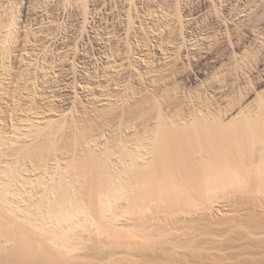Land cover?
Segmentation results:
<instances>
[{
    "label": "rangeland",
    "instance_id": "obj_1",
    "mask_svg": "<svg viewBox=\"0 0 264 264\" xmlns=\"http://www.w3.org/2000/svg\"><path fill=\"white\" fill-rule=\"evenodd\" d=\"M38 1L42 6V0ZM49 1V7L54 9L56 13H29V15L21 16L20 32L23 35L22 39H25L26 30L30 26L32 28L37 26L34 25L37 18L39 19L43 15L42 17L47 21L48 19H45L47 15L48 17L54 15L56 16L55 23H48L46 28L51 27L57 30L59 33L57 44L65 47L63 51L66 50V52H57L56 54L54 47H51L53 50L50 49L48 53L43 54L48 60H46V63L44 61L45 64L42 62V66H46L40 73H37L40 76L29 77L18 74L22 68H25V62L30 59V54L19 48L14 53L15 56L13 54L12 57L13 64L16 66L14 67L16 73L3 75V79H8H4L5 84L0 86V150H2L0 151V191L3 192L5 189L9 191L6 188L9 184L6 185L5 183L9 181L7 177L11 176L9 178L12 181L15 176V178L18 176L17 179L13 180L14 182L17 180V182L15 184L13 182V185L11 184L12 186L9 188L11 193L7 192V195H9L6 196L9 201L13 202L14 206L17 204L19 206L18 213H16L19 217L17 220L16 215L9 210L6 211L0 196V206L2 207H0L2 221L0 222L9 228L7 231L2 232L3 235H0L1 250L4 247L9 251L6 256L0 250V264H28L29 262L30 264L263 263L264 248L255 246V244L260 239H264V228H262V231L249 228V231L248 226L255 220L264 222V204H262V200H264V178L262 177V180L261 176L257 174V169H264V0ZM23 5H26L25 2ZM44 7L46 5L41 7L40 10ZM44 14H46L45 17ZM28 23H30V26L27 25ZM26 25L27 27H25ZM23 42L25 43V41ZM27 47H29V43ZM22 54L28 58L23 60ZM51 60L52 62H50ZM3 70H5V66L2 68ZM103 76L105 77L103 78ZM32 81L37 86H34ZM18 87L19 90H17ZM107 95L111 98H108ZM260 105L261 107H259ZM29 122H34L31 127L29 126L31 129L24 126L25 123ZM155 124H158V126ZM183 124L184 126H182ZM43 125H45V128ZM179 125L184 128V132H178L183 131L182 128L179 129ZM16 126L21 128L18 129ZM168 126L171 128L169 129ZM172 127L178 128L174 131L176 134L171 132ZM146 129L147 137L145 138L146 135H143V133ZM31 130L34 132L32 131V133ZM148 132L152 133V136ZM28 133L30 134L27 135ZM137 133L139 136H137ZM153 133H156V135ZM168 133L169 136L173 135L168 136L169 140L171 138V141L168 142L169 146L166 142ZM174 135L178 137H174ZM252 135L255 138L251 137ZM138 137L142 140L141 143L137 141L139 140ZM158 139H161L162 142L160 143ZM165 139L166 141H163ZM258 141H261V143ZM30 142L34 143L31 145ZM134 144H137L136 147L141 146V144L146 146L147 144L150 147L145 148L150 150L152 148L151 151H154L155 157L151 152L153 155L145 157L142 161L138 159L139 156L136 154L137 157L135 158V155L133 156L135 149H132ZM155 144L160 151L156 150L158 148ZM170 146L172 147L170 148ZM5 148L8 149L4 152ZM22 148L25 150L23 151ZM181 149L182 151H180ZM167 150L173 153L170 154ZM257 150L258 154L261 151L260 155L255 154ZM157 151L159 155H156ZM176 151L178 153L180 151L182 155ZM129 153L131 156H129ZM250 153L252 157H250ZM121 155L122 157H118ZM171 156H174L173 158L176 161L180 160L177 162L178 164L176 163L177 165L174 164L176 168L180 169V165H184L182 166L185 167L184 169H196V171L199 169L196 176L194 172L192 177L183 182L181 187V189L184 188L182 189L183 193L179 188H175L174 191H171L175 195L173 200L170 198L173 194L168 198L170 193L168 191V194L165 192L166 195L163 194L162 197L159 195L164 192L159 194L153 191L156 195L151 191L155 197H158L153 198L154 196L151 193L153 197L144 196L145 193L140 195L136 190L131 189L133 183L130 182L131 178L128 177L132 176L130 171L142 170L147 166L143 169L144 173L141 171V174L143 173L144 177L148 178L147 172H160L163 160H166V163L167 160L170 161L169 166H171V163H175ZM24 157L25 159H23ZM168 157L171 158L167 159ZM152 158L155 159V162ZM247 158L249 159L247 160ZM68 160L70 162H67ZM130 161L135 162V164ZM6 162V165L10 166L3 165ZM136 163L139 166H134V168L133 165H136ZM115 164L118 167H115ZM128 164H133L131 166L133 168L129 169L130 165ZM11 166L12 168H10ZM85 166H87V169H85ZM140 166L143 168H140ZM107 167L108 169H105ZM123 168L127 173L122 172ZM200 169H204V172L207 173L205 179L202 177L205 174H202ZM205 169H215V171H212L213 174L209 175L208 170L205 171ZM219 169H233L235 172L233 175L236 176L232 177L231 175L230 177L226 170H224V173ZM245 169H247L249 175ZM15 170L23 172L20 174ZM106 170L108 173H113L111 177H109V174L106 176L108 178L103 177L102 179V177H99ZM230 171L231 174L232 170ZM11 172L15 173L12 174ZM126 174L130 175L124 177ZM113 175L117 178L113 177L116 183L113 179H109ZM220 175L223 178L219 180ZM250 175L254 176L251 177ZM208 176H212L210 182H207ZM225 177L228 178L226 181L231 183L229 187L225 185ZM21 178L23 181L29 182H22ZM119 178L122 180H119ZM108 179L112 180L111 184H115L112 187L117 188L116 190L121 188V194L126 192L124 193L126 196L122 194L120 197V193L116 194L118 191L113 188L116 192L114 198V195H112L113 190L110 193V181L106 185ZM217 179L219 181L216 182L219 186L214 184ZM71 182L72 186L69 184ZM220 182L225 183L224 185L221 184L222 189L226 187L232 190L220 189ZM259 182H262V184ZM22 183L24 185L28 183L29 186L26 187L25 185L24 187ZM243 183L247 184L244 186ZM116 184L121 185L117 186ZM257 184L258 186H256ZM184 185L187 186L184 187ZM241 185L243 187H240ZM62 186L65 189L63 191H61ZM16 187L17 190L14 192L17 193L12 195L11 188L14 190ZM54 187L58 189L56 190ZM3 188L5 189L3 190ZM47 188L55 192L53 193ZM67 188H70L71 192ZM108 188L110 191H107ZM132 188H134L133 185ZM19 189L24 192L21 198L17 196V194H22ZM75 189L77 193H75ZM64 191L69 195L62 200L63 193L66 194ZM103 191L108 193L105 194ZM26 192L27 195H25ZM177 192L181 193L178 194ZM233 192L236 194H233ZM51 193L54 195H51ZM100 193L101 196L105 197L106 203L109 202L107 203L109 209H107L108 207L102 199L104 197L100 198ZM146 193L148 194V191ZM229 193L232 194L229 195ZM57 194L59 198L62 195L61 199L57 197ZM179 195L180 198L183 197V200L179 198ZM181 195L183 196L181 197ZM69 196L72 197L71 202L74 204L75 201H80V203L78 202L79 206L77 203L75 205V212L78 211V213L73 212L75 216L77 214L80 216L70 217L73 223L67 221L70 219L68 211L71 213L74 211V207L72 210L69 208L74 204H71L70 201L67 203V200H71ZM53 198H58L56 201L59 200L61 203L68 198L64 204L66 206L71 204L68 207L69 209L65 207V210L68 209L65 212L69 219L65 218L66 216L63 219L69 224L72 223L71 225H74L75 228L71 226V230L70 227L66 229L69 224L63 225L65 222L62 221V225L66 226L64 231H67L64 234L69 233L66 240H69L67 242H69L71 249L69 248L70 250L65 252H57L53 248L51 239L62 229L61 224L60 229L55 226L58 223L54 224V222V225L50 224V226L53 225L51 231L53 237L50 233L47 236L48 239L51 238L50 240L47 237L44 239V237L40 238L38 236L39 246L43 254H37L34 258L29 257L26 249L31 246L35 247V243L38 241V239H34L36 234L32 235L34 234V225L31 221L34 222L35 220L34 223L36 224L37 220L41 221V219H45L44 222L48 224L54 221L49 213H51L53 206L55 207L56 204L61 206V204L56 203ZM157 199L160 200L157 201ZM172 200L174 202L172 203L173 206L171 205ZM190 201L194 202L190 206L194 205L195 207H189ZM42 203L43 206L38 207L37 211V206ZM178 203H181L182 207ZM47 204L54 205L50 207ZM160 204L163 208L159 206ZM169 205L173 208L179 205L181 209H173ZM82 206L83 208H81ZM167 206L170 208L168 209ZM24 207L26 211L23 210ZM43 207L47 208L48 211L43 210ZM19 211L22 214L19 215ZM45 211L47 212L45 213ZM7 212L11 213L7 214ZM73 213L70 216H73ZM47 217L51 219V222ZM74 221L78 227L75 226ZM189 221H195L197 228L190 236H187L189 229L185 224ZM29 225L30 227H28ZM60 225L58 224V226ZM54 226L57 228V232ZM9 230H11L10 233L15 231L18 234L19 232L18 236L21 237L16 238L15 232L10 235ZM41 239H44L43 242L40 241ZM6 241H9V244ZM67 242L65 243L67 244ZM191 257L197 258V262L193 263L187 260ZM27 259L31 261H27ZM23 260L24 263L21 262Z\"/></svg>",
    "mask_w": 264,
    "mask_h": 264
},
{
    "label": "bare ground",
    "instance_id": "obj_2",
    "mask_svg": "<svg viewBox=\"0 0 264 264\" xmlns=\"http://www.w3.org/2000/svg\"><path fill=\"white\" fill-rule=\"evenodd\" d=\"M12 2V3H11ZM24 2H25V4L26 5H23L24 4ZM50 1L49 0H42V6H41V4H40V2L37 0H0V86H2L3 84H5V81H4V79H8V78H4L3 79V75H13V73L15 72L14 71V67H16L14 64H13V61L14 60H12V57H13V54L14 53H16V51L17 50H19V48H20V50H22V51H24V50H26V53L27 54H30L29 56V60H28V62H25V64H24V66H25V68L23 69L22 67V69L20 70V73H18V74H22V75H27V76H29V77H31V76H38L39 74H37V73H40L41 72V70H43L44 68H45V66H42V62H43V64H45L46 63V60H48L45 56H43V54L45 55L46 53H48V51H50V49H52L53 47V49H55V52H56V54H57V52L58 53H65L66 52V50L65 51H63L64 50V48L65 47H63V46H60V44H57V42H58V32H57V30L55 29V28H46V26H47V24L48 23H55V18H56V16H54V15H52V16H49L48 17V15H47V17H45L46 16V14H44V17H45V19H48L47 21H45L44 20V18L41 16V17H39V19L37 18V20H36V22L34 23V25H37L35 28H32V26H30V23H28L27 25L28 26H30V28H28L27 30H26V36H25V39H22V37H23V35L21 34V32H20V29H21V25H20V19H21V16L22 15H24V16H26V15H29V13H56L55 11H54V9H52L51 7H49V5H50V3H49ZM64 3V2H63ZM44 4V5H43ZM46 5V7H44V8H42L41 10H40V8L41 7H43V6H45ZM66 5V4H65ZM69 6V5H68ZM66 8V7H65ZM64 8V9H65ZM67 9V8H66ZM69 11V10H68ZM24 13V14H23ZM190 13V12H189ZM192 13V12H191ZM11 15V16H10ZM6 17V18H5ZM42 18V19H41ZM27 25L25 26V27H27ZM130 30V29H129ZM127 33H129V32H127ZM148 33V32H147ZM147 35V34H146ZM57 40V41H56ZM23 41H25V43L23 42ZM22 42L24 43V45L22 44ZM19 43V44H18ZM28 43H29V47H27V45H28ZM54 44H55V46H54ZM52 47V48H51ZM52 49V50H53ZM43 50V51H42ZM119 51V50H118ZM41 52H42V54H41ZM52 53V52H51ZM54 54V53H53ZM69 54V53H68ZM48 55V54H47ZM70 55V54H69ZM14 56H15V54H14ZM21 57H23V60H25V58H28V57H25V55L24 54H22V56ZM34 57V58H33ZM63 57V56H62ZM66 58V57H65ZM21 59V58H20ZM42 59H43V61H42ZM57 59V58H56ZM17 60V59H16ZM37 61V62H36ZM44 61H45V63H44ZM56 61V60H55ZM143 61V60H142ZM24 62V61H23ZM50 62H52V60L50 61ZM49 62V63H50ZM78 62V61H77ZM48 63V62H47ZM151 63V62H150ZM54 64V63H53ZM79 64V63H78ZM50 65H51V63H50ZM170 65V64H169ZM3 66H5V70H3V71H5L4 72V74H3V71H2V68H3ZM48 66V65H47ZM58 66V65H57ZM56 66V67H57ZM118 66V65H117ZM122 66V65H121ZM51 67H52V65H51ZM53 67H54V65H53ZM116 68V67H115ZM16 69V68H15ZM52 69V68H51ZM167 69V68H166ZM115 70V69H114ZM45 71H46V69H45ZM47 71H49V70H47ZM119 72V71H118ZM16 73V72H15ZM56 74V73H55ZM17 75V74H16ZM21 75V76H22ZM45 75V74H44ZM112 75V74H111ZM110 75V76H111ZM20 76V75H19ZM18 76V77H19ZM40 76V75H39ZM107 76L109 77V75L107 74ZM142 76H144V75H142ZM11 77V76H10ZM26 77V76H25ZM45 77V76H44ZM99 77V76H98ZM105 76H103V78H104ZM20 78V77H19ZM28 78V77H27ZM112 78V77H111ZM21 79V78H20ZM36 79H37V77H36ZM38 79H41V78H38ZM108 79V78H107ZM120 79V78H119ZM19 80V79H18ZM17 80V81H18ZM24 80V79H23ZM106 80V79H105ZM125 80V79H124ZM13 81V80H12ZM110 81V80H109ZM112 81V80H111ZM129 81V80H128ZM8 82V81H7ZM19 82V81H18ZM17 82V83H18ZM20 82H21V80H20ZM31 82V81H30ZM33 83H34V81H32ZM119 82V81H118ZM11 83V82H10ZM13 83V82H12ZM16 83V82H15ZM23 83V82H22ZM21 83V84H22ZM35 83H36V80H35ZM35 83H34V86H37V85H35ZM38 84V83H37ZM100 84V83H99ZM118 84V83H117ZM123 84V83H122ZM126 84V83H125ZM129 84V83H128ZM20 85V84H19ZM27 85V84H26ZM108 85V84H107ZM127 85V84H126ZM126 85H124L125 87H126ZM7 86V85H6ZM15 86V85H14ZM18 86V85H17ZM43 86V85H42ZM58 86V85H57ZM118 86V85H117ZM121 86V85H120ZM129 86V85H128ZM29 87V86H28ZM75 87V86H74ZM119 87V86H118ZM142 87V86H141ZM2 88V87H1ZM8 88V87H7ZM17 88V87H16ZM38 88H40V86H38ZM82 88V87H81ZM106 88V87H105ZM114 88V87H113ZM120 88V87H119ZM12 89V88H11ZM25 89V88H24ZM28 89V88H27ZM32 89V88H31ZM34 89V88H33ZM86 89V88H85ZM111 89V88H110ZM128 89V88H127ZM4 90V89H3ZM6 90V89H5ZM17 90H19V87H18V89ZM126 90V89H125ZM11 91V90H10ZM12 91H13V89H12ZM127 91V90H126ZM2 92V91H1ZM32 92H33V90H32ZM6 93H8V92H6ZM1 94V93H0ZM38 94V93H37ZM121 94V93H120ZM123 94V93H122ZM133 94V93H132ZM5 95V94H4ZM21 95H22V93H21ZM8 96V95H7ZM96 96V95H95ZM264 96V95H263ZM10 97V96H9ZM27 97H29V96H27ZM107 97H108V95H107ZM6 98V97H5ZM32 98V97H31ZM52 98V97H51ZM108 98H111V96L110 97H108ZM263 98V97H262ZM53 99H54V97H53ZM119 99V98H118ZM5 100V99H4ZM27 100V99H26ZM64 100H66V99H64ZM74 100H75V98H74ZM142 100V99H141ZM36 101V100H35ZM144 101V100H143ZM1 102V101H0ZM108 102V101H107ZM20 103V102H19ZM71 103V102H70ZM103 103V102H102ZM73 104V103H72ZM104 106V105H103ZM45 107V106H44ZM111 107V106H110ZM136 107V106H135ZM259 107H261V105L259 106ZM258 107V108H259ZM23 109V108H22ZM109 109V108H108ZM261 109V108H260ZM41 111V110H40ZM4 112H5V110H4ZM106 112V111H105ZM199 112V111H198ZM87 113V112H86ZM200 113V112H199ZM6 114V113H5ZM41 114V113H40ZM54 114V113H53ZM60 114V113H59ZM34 115V114H33ZM87 115V114H86ZM97 115V114H96ZM163 115V114H162ZM37 116V115H36ZM15 117V116H14ZM22 117V116H21ZM158 117H159V114H158ZM45 118V117H44ZM174 118H176V117H174ZM214 118V117H213ZM14 119V118H13ZM24 119V118H23ZM52 119V118H51ZM54 119V118H53ZM150 119V118H149ZM188 119V118H187ZM34 120V119H33ZM57 120V119H56ZM77 120V119H76ZM176 120V119H175ZM174 120V121H175ZM39 121V120H38ZM42 121V120H41ZM160 121V120H159ZM158 121V124L160 123ZM174 121H172L173 123H174ZM6 122V121H5ZM13 122V121H12ZM15 122V121H14ZM43 122H45L44 120H43ZM156 122V121H155ZM182 122V121H181ZM185 122V121H184ZM23 123V122H22ZM86 123V122H85ZM89 123V122H88ZM93 123V122H92ZM95 123V122H94ZM154 123V122H153ZM152 123V124H153ZM157 123V122H156ZM162 123V122H161ZM192 123V122H191ZM34 124V122H29V123H25V125L24 126H26V127H28V128H30L31 127V125H33ZM59 124V123H58ZM79 124H80V122H79ZM151 124V125H152ZM158 124H155V125H157L158 126ZM170 124V123H169ZM168 124V125H169ZM180 124V123H179ZM190 124V123H189ZM23 125V124H22ZM48 125V124H47ZM51 125V124H50ZM148 125V124H147ZM154 125V124H153ZM160 125V124H159ZM173 125V124H172ZM174 125H175V123H174ZM252 125V124H251ZM250 125V126H251ZM23 126V127H24ZM30 126V127H29ZM44 126V128H45V125H43ZM178 125L176 124V127H177ZM182 126H184V124L182 125ZM91 127V126H90ZM127 127V126H126ZM151 127H154V126H151ZM150 127V128H151ZM162 127V126H161ZM174 127V126H173ZM172 127V129H174L173 131H172V129H171V132L172 133H174V131H175V129H178V128H173ZM16 128H18V126H16ZM21 128V127H20ZM20 128H18V129H20ZM25 128V127H24ZM27 128V129H28ZM112 128V127H111ZM155 128V127H154ZM157 129H158V127H156ZM165 128H167V127H165ZM168 128L170 129L171 127H169L168 126ZM180 128H182V127H180V125H179V129ZM17 129V130H18ZM23 129V128H22ZM31 129V128H30ZM103 129V128H102ZM160 129V128H159ZM161 129H163V128H161ZM183 129V131L181 130V131H178V132H184V128H182ZM185 129H187V128H185ZM34 130H36L35 128H34ZM73 130V129H72ZM168 130V129H167ZM33 130H31V132H32ZM90 131H91V129H90ZM135 131H137V130H135ZM150 131H152V129H150ZM159 131V130H158ZM163 131H164V129H163ZM162 131V134L164 133ZM166 131V130H165ZM170 131V130H169ZM14 132V131H13ZM20 132V131H19ZM22 132V131H21ZM24 132V131H23ZM34 132V131H33ZM32 132V133H33ZM146 132H147V129H146V131H145V133H143V135H146ZM154 132H156V131H154ZM1 133V132H0ZM4 133V132H3ZM27 133V132H26ZM100 133V132H99ZM139 133V132H138ZM138 133H137V136H139L138 135ZM149 134H151V136H152V133H150V132H148ZM147 133V134H148ZM157 133H159V132H157ZM6 134V133H5ZM13 134V133H12ZM24 134V133H23ZM22 134V135H23ZM30 133H28L27 135H29ZM36 134V133H35ZM52 134V133H51ZM140 134V133H139ZM154 135H156V133H153ZM165 134H166V132H165ZM174 134H176V133H174ZM182 134V133H181ZM251 134V133H250ZM254 134V133H253ZM1 135H3V134H1ZM8 135V134H7ZM6 135V136H7ZM10 135V134H9ZM26 135V134H25ZM142 135V134H141ZM178 135H179V133H178ZM182 135H184V134H182ZM237 135V134H236ZM17 136V135H16ZM39 136V135H38ZM37 136V137H38ZM47 136V135H46ZM52 136H54V135H52ZM104 136V135H103ZM130 136V135H129ZM149 136V135H148ZM158 136V135H157ZM164 136H166V135H164ZM168 136H169V133H168V135L165 137L166 139H168L167 141H166V139L165 140H163V141H166L167 142V146H169V141H171V138H170V140H169V138H168ZM171 136H173L172 134H171ZM171 136H169V137H171ZM180 136V135H179ZM3 137V136H2ZM19 137V136H18ZM17 137V138H18ZM50 137V136H49ZM93 137H94V135H93ZM93 137H92V139H93ZM107 137V136H106ZM123 137V136H122ZM134 137H135V135H134ZM134 137H132V138H134ZM143 137V136H142ZM147 137V135L145 136V138ZM160 137H161V135H160ZM159 137V138H160ZM174 137H178V136H176V135H174ZM251 137H253V135L251 136ZM262 137V136H261ZM11 138H13V137H11ZM27 138V137H26ZM128 138V137H127ZM140 138H141V136H140ZM154 138V137H153ZM164 138V137H163ZM249 138V137H248ZM253 138H255V137H253ZM252 138V139H253ZM15 139V138H14ZM51 139V138H50ZM137 139H139V137L137 138ZM149 139V138H148ZM156 139V138H155ZM257 139V138H256ZM259 139H261V138H259ZM19 140V139H18ZM27 140V139H26ZM35 140V139H34ZM55 140V139H54ZM97 140V139H96ZM124 140V139H123ZM123 140H122V142H123ZM132 140H134V139H132ZM150 140V139H149ZM154 140V139H153ZM159 140V139H158ZM161 140V139H160ZM159 140V141H160ZM258 140V139H257ZM256 140V141H257ZM32 141V140H31ZM106 141V140H105ZM131 141V140H130ZM137 141H139L140 143H141V141L142 140H137ZM151 142H152V140H150ZM156 141V140H155ZM155 141H153L154 143H155ZM249 141H251V140H249ZM255 141V140H254ZM12 142V141H11ZM15 142V141H14ZM95 142V141H94ZM134 142V141H133ZM146 142V141H145ZM157 142V141H156ZM162 141H160V143H161ZM258 142H260L261 143V141H258ZM6 143V142H5ZM16 143V142H15ZM27 143V142H26ZM32 143H34V142H32ZM32 143L30 142V144L32 145ZM100 143V142H99ZM153 143V144H154ZM172 143V142H171ZM170 143V144H171ZM8 144H10V143H8ZM131 144V143H130ZM137 144H139V143H137ZM136 144V145H137ZM145 144V143H144ZM144 144H141V146L139 145V146H137L136 147V145L134 144V146L133 145H131V146H133V147H136V148H133L132 147V149H135L134 151H133V156L136 154L137 156H139V160H144V158L145 157H151L153 154H154V156L153 157H155V153H153L154 151H151L152 150V148H151V150L150 149H148L149 147L147 146V144H146V146L144 145ZM152 144V143H151ZM157 144H158V142H157ZM254 144V143H253ZM3 145V144H2ZM94 145V144H93ZM100 145V144H99ZM104 145V144H103ZM102 145V146H103ZM107 145V144H106ZM128 145V144H127ZM144 145V146H143ZM156 145V144H155ZM154 145V146H155ZM256 145H257V142H256ZM260 145V144H259ZM262 145V144H261ZM264 145V144H263ZM262 145V146H263ZM6 146V145H5ZM22 146V145H21ZM20 146V147H21ZM53 146V145H52ZM84 146H86V145H84ZM96 146V145H95ZM159 146V145H158ZM252 146V145H251ZM258 146V145H257ZM261 146V147H262ZM27 147V146H26ZM30 147V146H29ZM87 147V146H86ZM123 147V146H122ZM128 147V146H127ZM145 147H148V148H145ZM151 147H153V145H151ZM166 147V146H165ZM172 146H170V148H171ZM254 148L256 147V146H253ZM25 148V147H24ZM28 148V147H27ZM35 148V147H34ZM41 148V147H40ZM43 148V147H42ZM63 148V147H62ZM129 148V147H128ZM153 148H155V147H153ZM156 148H158L157 147V145H156ZM173 148H174V146H173ZM253 148V149H254ZM264 148V147H263ZM8 149V148H7ZM6 148L4 149V152H5V150H7ZM14 149V148H13ZM19 149V148H18ZM26 149V148H25ZM25 149H23L22 148V150L24 151ZM65 149V148H64ZM93 149H94V147H93ZM163 149H165V148H163ZM167 149H169V148H167ZM175 149V148H174ZM252 149V148H251ZM257 149V148H256ZM259 149H260V147H259ZM258 149V150H259ZM40 150V149H39ZM69 150V149H68ZM122 150V149H121ZM129 150H130V148H129ZM156 150H158V151H160L159 150V148L158 149H156ZM258 150H257V152L255 153V154H258ZM261 150V149H260ZM0 151H2V150H0ZM13 151V150H12ZM23 151H21V152H23ZM30 151H31V149H30ZM60 151H63V150H60ZM123 151V150H122ZM127 152H130V151H128V150H126ZM132 151V150H131ZM158 151L156 152V155H159L158 154ZM167 151H169V150H167ZM175 151V150H174ZM180 151H182V149L180 150ZM180 151H179V153L178 154H180ZM263 151V150H262ZM7 152V151H6ZM36 152V151H35ZM110 152V151H109ZM125 152V151H124ZM151 152L153 153V154H151ZM250 152H252V151H250ZM260 153L258 154V155H260L261 154V151H259ZM17 153V152H16ZM28 153V152H27ZM84 153V152H83ZM131 153V152H130ZM129 153V156H131V154ZM169 153H170V151H169ZM171 153H173V152H171ZM170 153V154H171ZM253 153V152H252ZM4 154V153H3ZM34 154V153H33ZM39 154V153H38ZM70 154H72V153H70ZM81 154V153H80ZM111 154V153H110ZM119 154H120V152H119ZM121 154H122V152H121ZM125 154V153H124ZM184 154V153H183ZM1 155V154H0ZM6 156H7V154H5ZM16 155V154H15ZM17 155H19L18 153H17ZM16 155V156H17ZM27 155V154H26ZM67 155V154H66ZM117 155V154H116ZM135 155V158L137 157ZM180 155H182V154H180ZM13 157H14V155H12ZM12 156H10V157H12ZM20 156V155H19ZM29 156V155H28ZM62 156H64V155H62ZM68 156V155H67ZM77 156V155H76ZM79 156V155H78ZM81 156V155H80ZM110 156V155H109ZM115 156V155H114ZM169 156V155H168ZM175 156V155H174ZM173 156V157H174ZM263 156V155H262ZM1 157V156H0ZM31 157V156H30ZM39 157H40V155H39ZM75 157V156H74ZM118 157H122V155L121 156H118ZM123 157H126V156H123ZM141 157V158H140ZM172 157V156H171ZM171 157H168L167 159H169V158H171ZM172 157V158H173ZM250 157H252V154L250 153ZM249 157V158H250ZM256 157H257V155H256ZM7 158H9V157H7ZM19 158V157H18ZM34 158V157H33ZM57 158H59V157H57ZM99 158H100V156H99ZM112 158V157H111ZM129 158V157H128ZM128 158H127V160H128ZM157 158H158V156H157ZM176 158H177V156H176ZM249 158H247V160L249 159ZM17 159V158H16ZM15 159V160H16ZM23 159H25V157L23 158ZM41 159V158H40ZM69 159H71V158H69ZM102 159H105V158H102ZM106 159H108V158H106ZM114 159V158H113ZM130 159H131V157H130ZM132 159H133V157H132ZM146 159H148V158H146ZM153 159V158H152ZM151 159V160H152ZM165 159V158H164ZM174 159V158H173ZM178 159H180V158H178ZM264 159V158H263ZM19 160V159H18ZM58 160V159H57ZM56 160V161H57ZM63 160V159H62ZM97 160V159H96ZM101 160V159H100ZM99 160V161H100ZM112 160V159H111ZM114 160H118L117 158L116 159H114ZM113 160V161H114ZM124 160H126V159H124ZM136 160V159H135ZM150 160V159H149ZM155 159H153V162H155L154 161ZM175 160V163H171V166H169L170 165V161L168 162V160H167V163L163 160L162 161V168L159 170L160 172H157V171H154V173L152 172H147V177L148 178H145L144 177V175H143V169L144 168H146V167H141L140 166V168H143L142 170H136V171H130V172H132L131 174H132V176L130 175V174H128V175H130V176H128L127 174L124 176V177H126V176H128V177H130L131 178V183H133L132 185H133V187L134 188H132V185H131V189L133 190H136L137 192H138V194L140 193V195L141 194H144L145 193V195L144 196H149V197H153L154 195H153V193L154 194H156L155 192H157V193H159L160 194V192L162 193V192H164V193H162V195L160 194H158L160 197H162L163 196V194L164 195H166L165 194V192L167 193V191L168 192H170L169 194H168V198H169V196L170 195H172L173 193L171 192V191H174V189L175 188H179L180 190H181V192L183 191L182 189H184V188H182L181 189V187L183 186V182L185 181H187V179H189L190 177H192L194 174V172H195V176H196V174H198L197 173V171H199V169H197V171H196V169H188L187 167V169H184L185 167H182V166H184V165H180L181 167H180V169L179 168H176V165L178 164L177 162H179L180 160H178V161H176V159H174ZM173 160V161H174ZM245 160V159H244ZM252 160V159H251ZM259 160H260V157H259ZM5 161V160H4ZM12 161H14V160H12ZM25 161V160H24ZM27 161V160H26ZM37 161V160H36ZM54 161V160H53ZM60 161H61V159H60ZM64 161H65V159H64ZM119 161H121V160H119ZM129 161V160H128ZM222 161V160H221ZM258 161V160H257ZM7 162H9V161H7ZM7 162L5 163V164H3V165H6L7 164ZM17 162V161H16ZM67 162H70L69 160L67 161ZM104 162V161H103ZM102 162V163H103ZM106 162H107V160H106ZM131 163H133L132 161H130ZM150 162V161H149ZM254 162V161H253ZM18 163V162H17ZM16 163V164H17ZM27 163V162H26ZM33 163V162H32ZM35 163V162H34ZM58 163V162H57ZM83 163V162H82ZM97 163H98V161H97ZM100 163H101V161H100ZM112 163H115V162H112ZM121 163V162H120ZM126 163H129V162H126ZM126 163H124L125 165H126ZM130 163V164H131ZM137 163H138V161H137ZM136 163V165H133V164H135V162L132 164L133 165V167L135 166H137L138 164ZM148 163V162H147ZM177 163V164H176ZM13 164V163H12ZM21 164V163H20ZM31 164V163H30ZM37 164H38V162H37ZM39 164H40V160H39ZM45 164V163H44ZM55 164V163H54ZM59 164V163H58ZM68 164V163H67ZM80 164V163H79ZM96 164V163H95ZM104 164V163H103ZM116 164H118V163H116ZM115 164V165H116ZM130 164H128V165H130ZM141 164V163H140ZM151 164H153V163H151ZM167 164V165H166ZM174 164H176L175 165V167H174ZM180 164H182V162H180ZM184 164V163H183ZM251 164V163H250ZM259 164V163H258ZM18 165V164H17ZM23 165H26V164H23ZM32 165H35V164H32ZM50 165V164H49ZM48 165V166H49ZM69 165V164H68ZM82 165V164H81ZM80 165V166H81ZM99 165V164H98ZM101 165V164H100ZM113 165V164H112ZM114 165V166H115ZM119 165V164H118ZM122 165V164H121ZM120 165V166H121ZM132 165H130V167H129V169L131 168H133V167H131ZM6 166H10V165H6ZM21 166V165H20ZM39 166V165H38ZM37 166V167H38ZM54 166V165H53ZM79 166V167H80ZM84 166V165H83ZM101 166H103V165H101ZM114 166H113V168H114ZM139 166V165H138ZM143 166V165H142ZM155 166V165H154ZM153 166V167H154ZM205 166V165H204ZM206 166H207V164H206ZM263 166V165H262ZM18 167V166H17ZM40 167V166H39ZM44 167V166H43ZM42 167V168H43ZM57 167V166H56ZM62 167V166H61ZM67 167H70V166H67ZM95 167H96V165H95ZM99 167V166H98ZM105 167V166H104ZM109 167V166H108ZM108 167L107 168H105V169H108ZM115 167H118L117 165L115 166ZM126 167H127V165H126ZM125 167V168H126ZM134 167V168H135ZM149 167H151L150 165H149ZM173 167V168H172ZM259 167H261V166H259ZM264 167V166H263ZM7 168V167H6ZM10 168H12V166L10 167ZM10 168H9V170H10ZM14 168V167H13ZM23 168H24V166H23ZM26 168H28V167H26ZM25 168V169H26ZM35 168V167H34ZM52 168H54V167H52ZM60 168V167H59ZM71 168H72V166H71ZM82 168H84V167H82ZM176 168V169H175ZM262 168V167H261ZM1 169H3V168H1ZM15 169V168H14ZM19 169H21L20 167H19ZM29 169V168H28ZM46 169V168H45ZM57 169H58V167H57ZM61 169V168H60ZM64 169V168H63ZM85 169H87V166H85ZM90 169V168H89ZM98 169H100V168H98ZM103 169V168H102ZM101 169V170H102ZM104 169V170H105ZM118 169V168H117ZM122 169V168H121ZM149 169V168H148ZM157 169V168H156ZM155 169V170H156ZM103 170V171H104ZM151 170H152V168H151ZM201 170V169H200ZM206 170H208L207 172H208V174L210 175V174H213V172L212 171H215V169L213 170V169H205V171ZM209 170H210V173H209ZM221 172H224V170H226L227 171V174H229L230 175V177H231V175H232V177L234 176L233 174H235V172H234V170L233 169H219ZM230 170H232V173L230 174ZM236 170V169H235ZM246 171H247V169H245ZM250 170V169H249ZM258 171V173L257 174H259L258 176H261V178L263 177L264 178V169H257ZM16 172H18V173H20L21 174V172H23V171H20L19 172V170L17 171V170H15ZM44 171V170H43ZM109 171H110V169H109ZM124 171V168H123V170H122V172ZM141 171L143 172L142 174H141ZM202 171V174H205V176L203 175L202 177L205 179L206 178V172H204V169H202L201 170ZM230 171V172H229ZM245 171V172H246ZM252 171H253V169H252ZM113 172V171H112ZM121 172V171H120ZM124 172H126V171H124ZM130 172H128V173H130ZM155 172H157V174H155ZM204 172V173H203ZM229 172V173H228ZM234 172V173H233ZM239 172V171H238ZM240 172H242L241 170H240ZM6 173H8V172H6ZM12 173V172H11ZM15 172H13L12 174H14ZM17 173V174H18ZM127 173V172H126ZM150 174V176H149V174ZM159 173V174H158ZM225 173V172H224ZM10 174V173H9ZM11 174V175H12ZM100 174V173H99ZM109 174V177H111V175L113 174H111V173H108V171L106 170V172H102L101 173V176H99V177H102V179H103V177H106L107 175ZM156 176H155V175ZM238 174V173H237ZM240 174V173H239ZM245 174V173H244ZM247 174L249 175V173H248V171H247ZM250 174H251V172H250ZM254 174V173H253ZM6 175V174H5ZM19 175V174H18ZM23 175V174H22ZM120 175V174H119ZM25 176V175H24ZM199 176V175H198ZM236 176V175H235ZM234 176V177H235ZM240 176V175H239ZM251 176V175H250ZM254 176V175H253ZM253 176H251V177H253ZM9 177H11V176H9ZM9 177H7L8 179H9V181L8 180H6V181H8V182H5L6 183V185L7 184H9L6 188H8V190L9 191H6V189L5 188H3V190L5 189V191H3V192H1L0 191V196H1V199L3 200V203L2 204H4V206H5V209H6V211L7 210H9V211H11L12 212V214H14V215H16V213H18V210H19V206H14V204H12L13 202L12 201H9V199L7 198V196L11 193L10 192V186H12L13 185V180L14 179H17L18 178V176H17V178H15L14 176V179H12V181L10 180L11 178H9ZM21 177V176H20ZM28 177V176H27ZM98 177V178H99ZM113 177L114 178H116L114 175L112 176V178H109V179H113ZM122 177V176H121ZM210 177H212V176H208V178H207V182H210L211 180L210 179H212V178H210ZM220 178H219V180L220 179H222L223 178V176L221 177V175L219 176ZM238 177V176H237ZM6 178V179H7ZM23 178V177H22ZM22 178H21V180H22ZM49 178H50V176H49ZM77 178V177H76ZM106 178H108V177H106ZM123 178V177H122ZM129 178V179H130ZM196 178V177H195ZM259 178V177H258ZM263 178H262V180H263ZM20 179V178H19ZM30 179V178H29ZM105 179V178H104ZM107 180L106 182H108V181H110V189H111V191H110V189L109 190H107V191H110V193H112V190H113V188H114V190H116L117 188H115L114 186L112 187V185L114 184V183H116L115 181H114V179H113V181H114V183L113 184H111V181L112 180ZM117 179V178H116ZM115 179V180H116ZM121 178H119V180H120ZM124 179H126V178H124ZM203 179V180H204ZM226 179H228V178H226L225 177V185H226V187H229L230 186V184L231 183H229L228 181H226ZM231 179V178H230ZM229 179V180H230ZM238 179V178H237ZM24 180H25V178H24ZM122 180V179H121ZM127 180V179H126ZM200 180V179H199ZM218 179L217 180H215V185H217V186H219V184H218V182H216V181H219ZM239 180V179H238ZM248 180H250V179H248ZM26 181V180H25ZM25 181H23L22 180V182H25ZM77 181H79V180H77ZM205 182H206V180H204ZM223 181V180H222ZM232 181V180H231ZM245 182H246V180H244ZM259 181V180H258ZM10 182H12V183H10ZM15 182H17V180L15 181ZM15 182H14V184H15ZM20 182V181H19ZM26 182H29V181H26ZM105 182V181H104ZM104 182H102V183H104ZM123 183H124V180L122 181ZM121 182V183H122ZM128 182H129V180H128ZM129 182V183H130ZM206 182V183H207ZM224 182V181H223ZM233 182V181H232ZM251 182V181H250ZM4 183V184H5ZM65 183H66V180H65ZM120 183V182H119ZM128 183V184H129ZM197 183V182H196ZM217 183V184H216ZM234 183H236V182H234ZM238 183V182H237ZM240 183V182H239ZM260 183V182H259ZM258 183V184H259ZM12 184V185H11ZM17 184V183H16ZM23 184V183H22ZM28 183H26L25 185H26V187L27 186H29V185H27ZM52 184V183H51ZM57 184V183H56ZM69 184H71L70 186H72V182L71 183H69ZM100 184H101V182H100ZM107 184H109V182L108 183H106V185ZM127 184V183H126ZM195 184V183H194ZM200 184V183H199ZM213 184V185H214ZM221 182H220V189H222L221 188ZM224 184H222V185H224ZM227 184H229V185H227ZM244 184V183H243ZM247 183H245L244 184V186L246 185ZM258 184L256 185V186H258ZM260 184H262V182L260 183ZM263 184H264V182H263ZM5 185V186H6ZM25 185L23 184L22 186H24L25 187ZM59 185V184H58ZM66 185H67V183H66ZM65 185V186H66ZM105 185V184H104ZM115 185V184H114ZM117 185V184H116ZM118 185H121V184H118ZM117 185V186H118ZM68 186V185H67ZM69 186V187H70ZM187 186V185H186ZM185 185H184V187H186ZM208 186V185H207ZM236 186V185H235ZM255 186V187H256ZM23 187V188H24ZM31 187V186H30ZM52 187V186H51ZM50 187V188H51ZM75 187V186H74ZM199 187H200V185H199ZM223 187V186H222ZM226 187H224L222 190H224ZM240 187H243V185H241ZM44 188H45V186H44ZM50 188H47L48 190L50 189ZM56 188V190L58 189L57 187H54V189ZM62 188H63V186H62ZM72 189H73V187H71ZM105 189H106V187H104ZM217 188H219V187H217ZM264 188V187H263ZM12 189V192H13V194L12 195H15V193H17V192H14L15 190H17V187H16V189H14L13 190V188H11ZM26 189V188H25ZM68 189V188H67ZM67 189H66V191H67ZM77 189V188H76ZM76 189H75V193H77L76 192ZM119 189V188H118ZM121 189V188H120ZM119 189V190H120ZM125 189H126V187H125ZM128 189H129V187H128ZM195 189V188H194ZM252 189V188H251ZM260 189V188H259ZM19 190H21V192H22V194H17V196L18 197H23L22 195H24L23 193V191H22V189H19ZM51 190V189H50ZM63 190H65L64 188L61 190V191H63ZM69 190V192H71V189L69 188L68 189ZM104 190V189H103ZM114 190H113V193H112V195H114V198H115V196H116V194H118V193H120L121 194V191L122 190H120V192H119V190H116V191H118L117 193L116 192H114ZM161 190V191H160ZM178 190V189H177ZM180 190H178V191H180ZM226 190H229V191H231L232 189H225V191ZM234 190V189H233ZM264 190V189H263ZM26 191V190H25ZM46 191V190H45ZM51 191H53V190H51ZM66 191H64V192H66ZM74 191V190H73ZM78 191V190H77ZM106 191V190H105ZM105 191H103L105 194L106 193H108V192H105ZM128 191H131V190H128ZM148 191V194L146 193ZM153 191H155V192H152ZM176 191V190H175ZM228 191V192H229ZM242 191V190H241ZM252 191V190H251ZM250 191V192H251ZM7 192L9 193L8 195H7ZM19 192V191H18ZM20 192V193H21ZM55 191H53V193H54ZM57 192V191H56ZM181 192H179V193H181ZM223 192V191H222ZM240 192V191H239ZM254 192V191H253ZM261 192V191H260ZM53 193H51V195L53 194ZM58 193V192H57ZM60 193H63V192H60ZM74 193V192H73ZM116 193V194H115ZM124 193H126V192H124ZM124 193H122L124 196H126V194H124ZM128 193V192H127ZM131 193V192H130ZM153 195H151V194ZM175 193V192H174ZM178 193V192H177ZM178 193V194H179ZM183 193V192H182ZM184 193H185V190H184ZM226 193V192H225ZM235 192H233V194H234ZM258 193V192H257ZM49 194V193H48ZM64 195V197H62V200L65 198V196L67 197V195H69V194H67V192H66V194L65 193H63ZM72 194V193H71ZM79 194V193H78ZM105 194H102V195H105ZM119 194V196L121 197L122 196V194L120 195ZM151 196H150V195ZM176 194V193H175ZM186 194V193H185ZM230 194H232V193H229V195ZM236 194V193H235ZM259 194V193H258ZM263 194V193H262ZM7 195V196H6ZM25 195H27V192L25 193ZM29 195H30V193H29ZM28 195V196H29ZM54 195V194H53ZM58 195V194H57ZM77 195V194H76ZM80 195V194H79ZM112 195H109L110 197H113ZM130 195V194H129ZM136 196H137V194H135ZM139 195V196H140ZM157 195V194H156ZM228 195V194H227ZM238 195V194H237ZM33 196V195H32ZM47 196V195H46ZM62 196V195H61ZM61 196H60V198H59V195L57 196L59 199H61ZM70 196H72V195H70ZM70 196H69V198H70ZM99 196H101V193L99 194ZM106 196V195H105ZM135 196V197H136ZM138 196V197H139ZM143 196V195H142ZM141 196V197H142ZM143 196V197H144ZM175 195L173 194L172 196H170V198H172L173 200H174V197ZM183 195H181V197H182ZM10 197V196H9ZM25 197V196H24ZM27 197V196H26ZM25 197V198H26ZM44 197V196H43ZM81 197V196H80ZM102 197H104V196H101L100 198H102ZM127 197H129L128 195H127ZM157 197V196H156ZM155 196L153 197V198H156ZM159 197V198H160ZM185 197V196H184ZM226 197V196H225ZM28 198V197H27ZM31 198V197H30ZM45 198V197H44ZM47 198V197H46ZM58 198H56V199H58ZM72 198V197H71ZM70 198V199H71ZM74 198V197H73ZM77 198V197H76ZM107 198H108V195H107ZM107 198H106V200H107ZM123 198H125V197H123ZM158 198V197H157ZM164 198V197H163ZM179 198H180V195H179ZM183 198V197H182ZM182 198H180V199H182ZM259 198H260V196H259ZM11 199H13V198H11ZM10 199V200H11ZM41 199V198H40ZM53 199H55V198H53ZM52 199V200H53ZM56 199H55V202L57 203V202H59V200L58 201H56ZM66 199H68V198H66ZM65 199V200H66ZM103 200L105 199V197L104 198H102ZM111 199V198H110ZM109 199V200H110ZM116 199H117V197H116ZM120 199V198H119ZM134 199V198H133ZM211 199H212V195H211ZM26 200V199H25ZM32 200H33V198H32ZM32 200L30 199V201L32 202ZM65 200H64V202L62 201V203H61V201L59 202L60 204H61V206H62V209L64 210H62L61 209V206L59 205V204H56V206L54 207L53 205L54 204H52L51 206H53L52 208V210H51V213H49V216L50 217H53L54 219V221L53 222H51V219L50 218H48V219H50V222L51 223H45L44 221H45V219L43 220V219H41V221L40 220H37L38 222H39V224H38V222H37V224L36 223H34L35 222V220H34V222L33 221H31V223L34 225V228H33V233L34 234H32V235H35L36 236V238H35V236H34V239H38V241H37V243H35L36 245H35V247L33 246H31V247H29L28 249H26V247H25V249L27 250V253H28V255H29V257L30 256H32L33 258L38 254V255H40V254H43L42 252H41V249H40V242H39V238H38V236L40 237V238H43L44 237V239H46L45 237H47V236H49V233L51 234V231H52V228H53V225L54 224H61L62 225V221H64V219L65 218H67V219H69L70 217L71 218H75L77 215H79V214H77L76 216H75V214L73 213V212H75V205H76V203L78 204V202L80 203V201H75L76 203L74 204V203H72L71 201H72V199L71 200H67V203H68V201H70V203L71 204H74V206L72 205L71 207H69V206H66L64 203H65ZM76 200V199H75ZM128 200V199H127ZM160 199H157V201H159ZM168 200V199H167ZM173 200L171 201V205L173 206V204L172 203H174L173 202ZM183 200V199H182ZM28 201V200H27ZM26 201V202H27ZM42 201V200H41ZM47 201V199L45 200V202ZM74 201V200H73ZM102 201V200H101ZM105 201V200H104ZM170 201V200H169ZM178 201H181V200H178ZM24 202V201H23ZM25 202V203H26ZM43 202V201H42ZM49 202V201H48ZM54 202V203H55ZM251 202V201H250ZM262 204H264V200H262ZM19 203V202H18ZM28 203H30V202H28ZM105 203H106V201H105ZM107 203H109L108 201H107ZM106 203V205H107V207H108V204ZM110 203H112V202H110ZM161 203V202H160ZM162 203H164V202H162ZM187 203V202H186ZM189 203V202H188ZM187 203V204H188ZM191 201H190V203L188 204L189 205V207H195L194 205H192V206H190L191 205ZM194 203V202H193ZM192 203V204H193ZM261 203V202H260ZM51 204V203H50ZM179 204V203H178ZM181 204V203H180ZM179 204V205H180ZM186 204V205H187ZM20 205V204H19ZM27 205H29V204H27ZM41 205L43 206V203L42 204H40V206H37V211H38V207H41ZM47 205H49V204H47ZM63 205H64V207H63ZM80 204H78V206H79ZM112 205V204H111ZM163 205V204H162ZM171 205H169V206H171ZM179 205H176V208H173L172 206H171V208H173V209H179L180 208V206ZM195 205H197V204H195ZM22 206V205H21ZM20 206V207H21ZM46 206V205H45ZM50 206V205H49ZM50 206V207H51ZM160 207H162L161 206V204L159 205ZM1 207V206H0ZM26 207V206H25ZM25 207L23 208V210H25ZM50 207H48V208H50ZM65 207H69L71 210L73 209V207H74V211H72V213H73V216H70V215H72V213L70 212V211H68L69 212V218L66 216V212H67V210L69 209H66L65 210ZM178 207V208H177ZM182 207V206H181ZM2 208V207H1ZM26 208H28V207H26ZM44 209L43 210H47L48 211V209L46 208L45 209V207H43ZM81 208H83V206L81 207ZM159 208V207H158ZM163 208V207H162ZM162 208H160L161 210H162ZM167 208H168V206H167ZM170 208V207H169ZM168 208V209H169ZM211 208V207H210ZM30 209V208H29ZM41 209V208H40ZM107 209H109V207L107 208ZM181 209V208H180ZM2 210V209H1ZM31 210V209H30ZM76 210H77V208H76ZM81 210V209H80ZM160 210V211H161ZM166 210V209H165ZM26 211V210H25ZM25 211H24V213H25ZM33 211V210H32ZM47 211H45V213L47 212ZM66 211V212H65ZM83 211V210H82ZM82 211H81V213H82ZM108 211V210H107ZM158 211V210H157ZM163 211V210H162ZM173 211V210H172ZM171 211V212H172ZM4 212V211H3ZM10 212V213H11ZM41 212H42V210H41ZM80 212V211H79ZM165 212V211H164ZM167 212V211H166ZM9 212H7V214H8ZM9 213V214H10ZM32 213V212H31ZM34 213H35V210H34ZM38 213V212H37ZM37 213H36V216H37ZM42 213H44V212H42ZM42 213H40V214H42ZM75 213H78V211H76ZM168 213V212H167ZM6 214V213H5ZM12 214H11V216H12ZM20 214H22V212L21 211H19V215ZM48 214V213H47ZM51 214H52V216H51ZM68 214V213H67ZM25 215V214H24ZM24 215H22V216H24ZM29 215V214H28ZM35 215V214H34ZM17 216V217H16ZM15 216V218L17 219V218H19L18 217V215H16ZM27 216V215H26ZM25 216V217H26ZM66 216V217H65ZM80 216V215H79ZM13 217V216H12ZM24 217V218H25ZM65 217V218H64ZM85 217V216H84ZM91 217V216H90ZM6 218V217H5ZM46 218V219H47ZM64 218V219H63ZM71 218L69 219V220H67L68 222L69 221H71L72 222V220H71ZM22 219H23V217H22ZM21 219V220H22ZM27 219H28V216H27ZM47 219V220H48ZM172 219V218H171ZM18 220V219H17ZM21 220H20V222H21ZM31 220V219H30ZM74 220H76V219H74ZM82 220H83V218H82ZM91 220V219H90ZM90 220H88V221H90ZM0 221H1V218H0ZM15 221V220H14ZM24 221V220H23ZM43 221V222H42ZM87 221V222H88ZM168 221H170V220H168ZM245 221V220H244ZM2 222V221H1ZM0 222V232H1V234L0 235H3V233L2 232H4L5 230L7 231L9 228L7 227V226H4L3 225V223H1ZM12 222V221H11ZM42 222V223H41ZM47 222V221H46ZM55 222V223H54ZM65 222V224L63 223V225H68L69 223L68 222H66V221H64ZM83 222H85V221H83ZM30 223V224H31ZM54 223V224H53ZM68 223V224H67ZM73 223V222H72ZM71 223V224H72ZM176 223H178V222H176ZM2 224V225H1ZM9 224V223H8ZM7 224V225H8ZM20 224V223H19ZM24 224L26 225V223H25V221H24ZM27 224H29V223H27ZM50 224H53V225H51L50 226ZM58 224L57 225H55L57 228L59 227H61V225L60 226H58ZM71 224H69L67 227L66 226H63L62 225V229L61 230H59V232H57V228L55 227V229H56V232H57V234H55L54 235V232H53V235H54V238H50L51 239V243H52V245H53V248H55V250L57 251V252H65V251H68V250H70L71 249V247H70V244H68L69 242H67V240H66V238H67V235L69 234H64L65 232L67 233V231H64V229H65V227H66V229H69V227H70V230L72 229V228H75L74 227V225L72 226ZM74 224H75V221H74ZM11 225V224H10ZM24 225V226H25ZM33 225H31L32 227H33ZM85 225V224H84ZM171 225V224H170ZM186 227H188V229H189V231H187L188 233H187V236H190L195 230H196V228H197V223H195V221H189V222H187L186 224ZM14 226V225H13ZM71 226H72V228H71ZM75 226L76 227H78L76 224H75ZM12 227V226H11ZM20 227V226H19ZM28 227H30V225L28 226ZM31 227V228H32ZM185 227V228H186ZM249 228L251 229H256V230H261L262 231V228H264V222H262V221H259V220H255L253 223H251L249 226H248V230H249ZM30 229V228H29ZM167 229V228H166ZM173 229V228H172ZM188 229H185V230H188ZM2 230V231H1ZM12 230V229H11ZM11 230H9L8 232L10 233V231ZM16 230V229H15ZM19 230V229H18ZM81 230V229H80ZM179 230V229H178ZM29 231H31V230H29ZM69 231V230H68ZM73 231V230H72ZM162 231V230H161ZM250 231V230H249ZM254 231V230H253ZM7 232V233H8ZM13 233L15 232V231H12ZM10 233V235L11 234H13V233ZM70 232V231H69ZM166 232V231H165ZM229 232V231H228ZM255 232V231H254ZM71 233V232H70ZM230 233V232H229ZM18 234H19V232H18ZM18 234H16V232H15V234L14 235H16L15 237L17 238V237H21V236H18ZM21 234V233H20ZM209 234V233H208ZM5 235H6V233H5ZM9 235V236H10ZM23 236V235H22ZM71 236V235H70ZM245 236V235H244ZM249 236V235H248ZM14 237V238H15ZM51 237H53L52 236V234H51ZM24 238V237H23ZM22 238V239H23ZM49 237H47V239H48ZM69 238V237H68ZM7 239V238H6ZM44 239H41L40 241H42V240H44ZM50 239H48V240H50ZM70 240H71V238H69ZM9 240H11V239H9ZM66 240V241H65ZM19 241V240H18ZM21 241V240H20ZM47 241V240H46ZM69 241V240H68ZM72 241V240H71ZM70 241V242H71ZM232 241V240H231ZM7 242V241H6ZM43 242V241H42ZM65 242H67V244L69 245V247L67 246V244L65 243ZM11 243V242H10ZM7 244H9V241L7 242ZM24 244V243H23ZM72 244V243H71ZM17 245H19L18 243H17ZM28 245V244H27ZM145 245V244H144ZM6 246V245H5ZM20 246H21V244H20ZM67 246V247H66ZM255 246H258V247H262V248H264V239H260L256 244H255ZM2 248V247H1ZM1 248H0V250H1ZM70 248V249H69ZM73 248V247H72ZM154 248V247H153ZM3 249H4V247H3ZM2 249V250H3ZM7 249V248H6ZM6 249H4L3 251L1 250V252L3 253V255H6L7 256V253L9 252L8 250H6ZM9 249V248H8ZM30 249V250H29ZM7 252H6V251ZM17 251V250H16ZM35 252H38V253H35ZM248 252H250V251H248ZM26 253V252H25ZM67 253H69V252H67ZM2 255V256H3ZM16 255V254H15ZM27 255V256H28ZM62 255H63V253H62ZM248 255V254H247ZM249 255H251L250 253H249ZM26 256V257H27ZM242 256V255H241ZM24 258V257H23ZM28 258V257H27ZM197 258H195V257H191V258H189V259H187V260H189L190 262H193V263H195V262H197V260H196ZM233 259V258H232ZM4 260H6V259H4ZM12 260V259H11ZM29 259H27V261H28ZM236 260V259H235ZM27 261H25V262H27ZM29 261H31V260H29ZM21 262H23L24 263V260L23 261H21ZM28 263V262H27ZM26 264V263H25ZM28 264H30V262L28 263ZM56 264V263H55ZM58 264H60V263H58ZM174 264V263H173ZM235 264H253V263H249V262H246V263H235ZM261 264H264V262L263 263H261Z\"/></svg>",
    "mask_w": 264,
    "mask_h": 264
}]
</instances>
